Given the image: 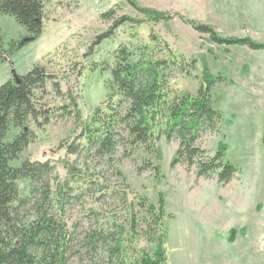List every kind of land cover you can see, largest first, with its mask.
<instances>
[{
	"label": "rangeland",
	"instance_id": "obj_1",
	"mask_svg": "<svg viewBox=\"0 0 264 264\" xmlns=\"http://www.w3.org/2000/svg\"><path fill=\"white\" fill-rule=\"evenodd\" d=\"M39 1L43 30L0 64V84L41 63L58 79L61 91L72 95L82 121L87 122L107 99L113 50L123 43L149 44L150 34H155L177 55L196 60L190 75L172 74L170 86L175 91L195 94L205 76L222 77L211 89L221 120L198 145L213 155L220 143L225 144L224 158L238 170L228 184L221 185L215 177H197L194 167L171 166L175 140H160L159 156L127 142L110 157L67 153L68 143L81 141L80 128L74 127L72 115L58 112L47 125L31 126L34 139L13 165L24 159L49 161L60 179L71 175L72 197L62 216L77 234L90 226L107 225L114 217L124 223L128 213L121 199L125 196L130 201L145 196L155 203L161 194L167 215V264H264V50L217 45L183 22L192 20L222 37L246 36L264 44V0ZM111 9L115 18L102 19L101 14ZM147 12L161 20L148 18ZM123 16L140 23L134 29L128 21L113 26ZM0 30L4 44L28 36L8 15H0ZM106 33L107 38L101 37ZM46 91L45 106L68 103L67 96H57L49 84ZM120 132L126 137L121 127ZM157 164L158 177L153 170ZM136 243L151 248L142 233ZM69 264L86 263L73 257Z\"/></svg>",
	"mask_w": 264,
	"mask_h": 264
},
{
	"label": "trees",
	"instance_id": "obj_2",
	"mask_svg": "<svg viewBox=\"0 0 264 264\" xmlns=\"http://www.w3.org/2000/svg\"><path fill=\"white\" fill-rule=\"evenodd\" d=\"M146 14L161 20L158 14ZM0 15L13 17L28 35L4 44L0 30L1 64L41 34L44 9L39 0H0ZM101 18L113 20L115 11L102 13ZM127 21L133 29L140 23L123 16L114 20L113 26ZM183 22L217 45L264 50V44L246 36L222 37L208 25L188 19ZM131 34L138 36L136 31ZM149 40V44L123 43L113 50L107 99L87 122L82 121L72 95L61 91L58 79L41 63L0 84V264H69L73 257L86 264H167V215L161 194L155 203L145 196L136 197V201L125 196L121 199L128 213L124 223L113 216L107 225L90 226L77 234L75 226L69 228L62 216L72 197L71 175L60 179L49 161L24 159L13 165L34 139L31 126L47 125L56 112L72 115L74 127L80 128L81 141L68 143L67 153L110 157L127 142L159 156L158 142L175 140L178 145L171 166L182 163L194 167L197 177H215L221 185L233 179L238 168L224 158L225 144L220 143L213 155L198 145L204 134L217 130L221 120L211 89L222 77L205 76L195 94L175 91L170 86L172 74L190 75L196 69V60L177 55L155 34H150ZM48 84L57 96L66 95L68 103L45 106L42 98ZM65 167L71 171V167ZM153 170L158 177L160 166L155 165ZM139 233L150 243L149 250L137 246Z\"/></svg>",
	"mask_w": 264,
	"mask_h": 264
}]
</instances>
